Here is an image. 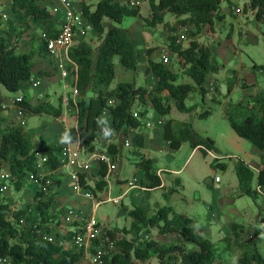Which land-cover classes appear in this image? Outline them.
<instances>
[{
  "label": "trees",
  "instance_id": "obj_1",
  "mask_svg": "<svg viewBox=\"0 0 264 264\" xmlns=\"http://www.w3.org/2000/svg\"><path fill=\"white\" fill-rule=\"evenodd\" d=\"M44 1L12 0L7 36L0 35V86L11 94L25 95L32 88L37 60L46 59L58 68L48 49V40L43 35L55 38L59 35V29L55 16ZM221 4L222 0H150L151 16L143 17L140 7H133L127 2L99 0L94 9L93 5L82 3L88 23L101 41L95 47L86 39H80L69 51L70 59L77 65V70L74 65L69 66L72 72L70 82L77 86L81 96L78 128L73 127L70 131L72 142L77 144L80 141L81 146L94 151L95 146L91 143L99 134H105V130L120 136L131 134L133 154L140 156L136 167L144 175L142 186L160 188L163 181L155 170L154 160L142 153L146 145V136L142 132L144 121L135 117L134 113L139 108L146 115L148 109L143 111L142 108L151 102L160 116H167L173 108L169 105L170 100L182 113H192L197 109V104H187L191 93L200 90L206 96L209 92L208 81L220 71L216 52L198 37L217 31L218 22L226 18ZM244 12H253L256 21L264 22V0H249L244 5ZM127 17L141 18L144 27L164 26L169 33L168 48L177 55L182 72H176L171 66L153 59L155 49L149 48L145 74L153 75L157 80L155 93L130 82H120L112 87L116 79V58L127 70L136 72L140 66L141 53L133 34L129 29L115 25L122 24ZM170 17L176 21L170 23L167 20ZM106 20L110 21L108 27ZM180 26L192 27L190 38L189 34L187 36L188 46L185 47L182 44L184 40L180 41L181 34H177ZM25 34L30 36L31 49L24 52L19 51V46ZM14 38L15 43L10 44ZM184 76L191 77L195 83L180 82ZM234 83L236 80L231 81L229 91H232ZM243 87L251 92L249 101L226 103L224 112L238 136L249 141L260 152L256 189L252 185L256 170L243 161H238L235 166L241 196L255 199L259 194H264V91L256 90V84L246 82ZM88 98L91 99L89 106ZM112 99L118 100V103L110 105ZM62 100L63 97L55 104L48 97L42 103L33 105L24 97L18 105L25 116L46 114L60 117L64 112ZM105 110H108L110 121L103 119ZM210 114V111H205L200 117L206 118ZM4 121L0 112V124ZM163 127V138L173 150H179L188 142L193 150L198 147L210 151L216 149L215 141L197 134L190 122L170 119ZM123 146L112 143L107 150L116 160L122 155ZM204 151L207 155V151ZM40 156L46 158L41 167ZM217 164V167L227 168L223 162ZM1 169L11 174L10 185L13 184L16 190L22 191L30 181L36 182L40 189L34 203L14 211L12 215L9 204L0 203V257H11L14 264H79L85 255L84 249L78 251L76 245L66 249L59 240L45 239V236L52 235V225L59 222L63 215V211L54 206L56 189L62 185L65 173L60 156L53 152L45 138H41L39 146H36L26 127L16 123L0 132ZM99 175L103 179L97 183V189L104 191L108 187L105 179L108 166L104 162ZM79 176L81 185L91 188L87 174L80 173ZM176 182L181 185L179 179ZM123 210L132 218V223L130 228L122 230H103V237L115 245L113 249L106 246L107 253L103 257L105 264H148L153 259L157 260L156 264H218V247L196 228L190 216L178 213L172 206L161 207L154 214L138 205L133 208L124 206ZM152 229H157L162 235L178 233L182 241L163 244L155 238H144V234ZM249 233L245 224L234 221L231 235L223 239L226 250L239 253V264H264L257 238L253 241L246 239ZM99 243L100 240L95 241L96 245ZM191 243L196 248L189 249L188 244Z\"/></svg>",
  "mask_w": 264,
  "mask_h": 264
},
{
  "label": "rangeland",
  "instance_id": "obj_2",
  "mask_svg": "<svg viewBox=\"0 0 264 264\" xmlns=\"http://www.w3.org/2000/svg\"><path fill=\"white\" fill-rule=\"evenodd\" d=\"M248 1L249 0H222L221 7L222 11L226 13V18L218 22L217 31L215 33H204L198 37L202 43L208 44L216 52L220 63V71L211 76V79L208 81L207 87L209 92L206 96H204L200 90L191 93L190 98L187 100V104L188 106L197 104V109L192 113H182L176 109L175 102L170 100L169 105L173 108L172 112L165 116V120L164 117L156 112L153 104L151 102L148 103L150 111L152 115H154L148 117V119L156 126H147L149 121L147 118L143 119L144 129H142V132L147 134L148 141L146 142L147 148H144L142 153L147 158L154 160L156 172L161 169L163 170L162 176L167 185L166 188H159L151 193L141 191L140 188L132 189V193H128L123 203L115 204L113 201H107L109 195L108 187L104 191H98L97 189V183L103 179V177L99 175L102 163L94 165L92 169L86 173L90 175L89 180L87 179L91 187L89 190L94 195L96 202H101L95 212V218L103 230H105V228L118 230L130 228L132 218L123 210L125 205V207L130 208L137 205L146 208L149 206L150 210H148L150 214H154L161 207L172 206L178 213L193 218L196 228L216 244L219 250L218 264H239V253L226 250V243L223 242L225 237L231 235L234 221L243 223L248 227L250 233L246 239L248 241H253L257 238L258 247L261 254L264 256V195L259 194L255 199L249 196H241L239 180L235 172V166L238 161H243L251 167L257 166L260 161V152L249 141L238 136L224 112L226 103H247L249 101L251 92L249 89H244L243 84L245 82L249 85L256 84V90L264 91V22L256 21L253 12H244V5ZM11 2V0H0V12L6 15V17L0 16V35L4 34V36H7L9 29L8 20L10 19L7 17L9 16V6ZM81 2L93 5L92 9H94L99 0H75V3L78 4V8L82 7ZM46 5L51 8L50 2H46ZM140 9L143 17L151 16L150 0H144ZM167 20H169L170 23L176 21L172 17L167 18ZM142 24V20L139 17H127L122 24H115L131 31L140 50L141 61L139 70L134 72L122 67L119 64L118 58H116V79L113 82V86H117L120 82H130L136 83L137 86H144L149 92L155 93L157 80L153 75L145 74V69L148 66L147 50L149 48L155 49L153 59L163 61L162 56L166 55L169 57V66L176 72L182 71L179 67L177 55H174L168 48L169 33L164 26L149 28L144 27ZM105 25L108 27L110 21L106 20ZM191 30V26H180L177 34H189L190 38ZM93 34L87 36L85 39L96 47L100 44L101 40L97 35ZM15 40L16 38L12 39L10 44H14ZM182 44L184 47L188 46V40L184 41ZM30 49V36L29 34H25L21 40L19 51L25 52ZM38 63L39 60L36 61V65ZM39 74L41 75L42 73ZM37 80L41 81L40 78ZM235 80L236 83H234L232 91H229L231 81ZM180 82L195 83L189 76H184ZM62 83L63 79L61 78L51 92L50 98L55 104L59 102V95L63 93L64 89ZM0 92L6 97L0 102V112L2 117L6 120L7 116H3L5 109H1V107L7 104L10 105V100L12 99L10 97H13V95H9V91L1 86ZM29 93L32 95L33 91ZM115 102H118V100H112L111 105H114ZM148 105H145V108ZM145 108L143 107L142 110L144 111ZM138 111L141 112L139 108ZM205 111H210L211 114L206 118H201L200 114ZM108 115L109 113L107 112V120ZM43 118L47 119V116L41 117L40 115H32L29 125L26 126L27 130L42 124V121H46V119ZM170 119L190 122L197 134L204 138L213 139L216 145V149L212 150L214 155L210 153L206 155L201 147L193 150V146L190 142L185 143L179 150L171 149L170 144L166 142L161 135L162 129L164 128L163 125ZM68 122L70 129L72 126H75V114L70 113ZM11 124H8V127H10ZM3 129V124L1 123L0 132ZM156 135L159 141L155 139ZM110 139L119 142V139L122 138L111 137ZM126 140L131 142V138ZM120 144L121 146L124 145V148L122 155L120 154L116 160L111 157L107 148L98 152L109 156L112 159L113 165L118 162V169L121 168V171H113L109 177L111 182V197L120 196V194L127 189L126 187H128L126 183L122 181L120 183L121 185L116 184L115 180L119 177H121V179L135 177L136 175L134 176V174L137 169L136 164L140 161V156L133 154L132 146H125V140H122ZM60 150H62V148H60ZM81 150V159H87L90 151L83 146H81ZM218 162L227 164V168L223 169L217 167L216 164ZM119 171L120 176H118ZM64 172V176L67 175L66 171ZM255 173L256 178L252 184L254 189H256L258 185L257 170ZM143 176L140 177L144 178ZM217 176L221 177L222 182H216L215 179ZM67 177L69 176L67 175ZM140 177L139 179H141ZM177 179L180 180L181 185L177 184ZM69 181L71 187H66L62 190V196H72L70 200L72 205L82 207V209L85 210V216L90 217L93 214L92 201L88 200L85 196L83 199L75 200V196L72 195L74 193L75 184L73 181ZM125 181L128 182L129 180ZM141 181L142 180H138L137 183L139 184ZM33 183L35 182L30 181L29 184L31 185ZM5 185L6 189L3 190ZM30 185L24 192H21L16 190L13 184L10 185V182L0 179V203L6 202L9 204L11 215L14 211L26 208L28 205L34 203V195L36 193ZM134 194L138 196L142 195V198H140L141 201L137 196H134ZM132 195L134 197H132ZM223 197L225 199H222ZM60 209L65 216L68 210L64 208ZM78 226L79 223L76 225L75 229H78ZM51 229L54 232L52 234L59 237H54L55 240H62L61 238L64 234H61V232L65 230L69 231L71 228L66 227L63 221H57L52 225ZM252 235L254 238H252ZM147 237L159 238V242L163 244L179 242L178 239H182L178 233H172L165 237V235L160 234L157 229H152L150 232L147 231V233L144 234V238ZM65 243H67V247H76L75 244L70 243L67 238H65ZM188 247L189 249L196 248L192 243L188 244ZM156 262L157 260L153 259L148 264H156ZM79 264H88V262L86 259H83Z\"/></svg>",
  "mask_w": 264,
  "mask_h": 264
},
{
  "label": "built area",
  "instance_id": "obj_3",
  "mask_svg": "<svg viewBox=\"0 0 264 264\" xmlns=\"http://www.w3.org/2000/svg\"><path fill=\"white\" fill-rule=\"evenodd\" d=\"M132 5L140 6L141 0H129ZM45 2L51 3V13L56 18V23L59 27V35L55 38H48L47 35H43L44 38L48 40V49L51 56L56 60L58 71L61 78L63 79V85L65 88V94L63 97V105L65 108V113H68L70 109H74L76 113L78 110V97L79 91L76 86H71L70 79L72 73L70 71L69 65H75V63L69 57V51L74 46L75 42L79 39L85 38L93 30L92 26L88 24V21L84 15V11L81 8H78V4L74 0H45ZM187 34L182 33L180 36V41L187 39ZM164 60L167 62L169 59L164 57ZM40 81L33 80L32 87L38 88L40 86ZM71 88V93H67V89ZM23 100V97L14 99L10 105H4L3 109L8 110L9 108H15L17 115L19 116L17 124L25 126L24 113L19 107L18 103ZM136 117H140L139 112H135ZM152 114H149L151 117ZM162 123V122H160ZM147 126L152 127L154 124L148 122ZM126 145H130V141H126ZM81 143L80 141L77 144H73L71 139L68 140L67 144L62 148L60 153V162L62 164V169L66 171L67 175L74 181V192L77 195H85L87 198L93 199L92 193H84L83 187L80 182V173L89 172L92 167L96 164L106 163L108 166V176L113 170L112 159L101 153L89 154L87 159H81ZM39 167L43 165V162L46 161L44 156L39 158ZM33 178V177H32ZM0 179L10 182L12 176L5 169L0 170ZM216 182H221V177H216ZM3 187V186H2ZM136 188L133 182L130 183V189ZM138 188V187H137ZM6 189V185L3 187V190ZM260 189V188H259ZM107 201H113L114 203H119L120 198H108ZM100 205L96 204L95 207ZM64 223H76L78 221L82 222V226L78 227L77 231L71 236L72 242L77 246L78 251L82 249L85 250V253L89 256L91 264H105L103 257L105 256L106 246L110 249L114 248V243L110 239L103 237V228L95 218V212L92 216L88 217L82 213H78L74 209H70L67 212V216L63 219ZM45 239L49 241H55V238L52 235L45 236ZM100 240L99 245L95 244V241ZM62 244V243H61ZM94 249V250H92ZM0 264H14L11 257H0Z\"/></svg>",
  "mask_w": 264,
  "mask_h": 264
},
{
  "label": "crops",
  "instance_id": "obj_4",
  "mask_svg": "<svg viewBox=\"0 0 264 264\" xmlns=\"http://www.w3.org/2000/svg\"><path fill=\"white\" fill-rule=\"evenodd\" d=\"M12 4H13V2H11L10 3V6H9L10 12H11V8H12ZM10 12L8 13L9 16L7 18H11L12 17V12L11 13ZM0 16L6 17V15H4L2 12H0ZM33 72H34V80L35 81H37L38 78L41 79V81L39 80L41 82L40 86L38 88H33L32 87L27 92V94H25V95H23V94L14 95V94H12L13 97H10V98H12L10 100L11 102L14 99H17L19 97H25L33 105H38V104L42 103L46 98L50 97L51 92L54 89V86L61 79L60 73H59L58 69L56 68V66L50 64L46 59H39V63L36 65V67L34 68V71ZM39 73H42V74L44 73V75H42V74L40 75ZM36 77H38V78H36ZM62 86H63V89L64 90H63V93H61V95H59L60 96L59 99L62 98L63 95H64V93H65L64 85H62ZM30 91H33V94L32 95H30V93H29ZM9 95H11V93ZM4 98H6L5 95H3L0 92V102H2ZM4 112L5 113H3V116L4 115L7 116V119L2 123L3 124V128L5 129V128L8 127V124H11L12 123L10 126L15 125L16 122H17V120H18V118H19V116L17 115L16 109L13 108V107L12 108H9V110H5ZM70 113H72V111L69 112V113L63 112V115L60 116V117H53V116L46 115V114L40 115L41 117L47 116V119L46 118H43V119H46V121H42L41 122L42 124L37 125L35 127H32V129L28 130V132L31 134V136L33 138V142L35 143V145L36 146H39L40 139L41 138H45V140L47 141L48 145L52 148L53 152H55L56 154L59 155L60 154V151H61L60 148H63L67 144L68 140L71 139V135H70L71 129L73 127H75V128L77 127V121H76L75 126H72L71 129L69 128V122L68 121L70 119ZM106 113H104L103 119L106 120V121H110V116L109 115L107 116L108 120L106 119ZM30 118H31V116H25V114H24V119H25V123H26L25 124V127L27 125H29ZM64 126H66V127H64ZM66 131H67V134H66ZM144 135L146 136V142H147L148 141L147 134L144 133ZM161 135L163 137V133H161ZM111 137H116V138L117 137H120L122 139H119V142H117L114 139H110ZM128 138H131V134L129 136H125V135H121L120 136V135H116V134H110V135H107L106 136L105 134H99L98 137L96 138V140H94V142L91 143L92 145L95 146V150L94 151H90V154L98 153L99 151H102V149L104 150V148H108V145H110L112 143L113 144H119L122 140L123 141L124 140L126 141V139H128ZM157 138H158V136L156 135L155 136V139L157 141H159ZM84 148H87V146H85ZM145 148H147V144L145 145ZM258 165H259V163L257 164V166H255V168H257ZM118 170L121 171V168L118 169V162H117L116 164L113 165L112 172L113 171L117 172ZM120 171L118 173V176H120ZM110 176H111V174L109 175V177ZM134 176L135 177L129 178V179H121V177L117 178L115 180L116 184L121 185L120 183L122 181V182L126 183V185L128 187H126L127 189H125L124 192L120 194V196L111 197V195H110L111 194V184H110L108 186V189H109L108 198H114V199H116V198L119 199L120 198V202L119 203H121V202L123 203V200H124L125 197L128 196V193L129 194L132 193V191H131L132 189H130V183L131 182H133L134 185H136V188H134V189L140 188L141 191L149 192V193L154 192L156 190V189H148L146 187H143L141 183H139V184L137 183L138 180L140 181L142 179L140 176H143V172H141L138 169H136V173L134 174ZM139 177L141 179H139ZM160 177L162 178V181H163V185L160 188H166L167 185L165 183V180L163 179L162 173H161V176ZM89 178H90V175L87 174V179L89 180ZM62 180H63L62 185L56 189L57 195L54 198V206L58 210H61L60 208H64L65 210H69L71 208H74V210H76L78 213H82L83 215H85V210L82 209V207H79L77 205H72V203L70 202L72 196L71 197H69V196L65 197V195L62 196V194H63L62 190H64L66 187L67 188H70L71 187L70 181H69V180H71V178L70 177H67V175H65L64 177H62ZM125 180H129V181L127 182ZM71 181H73V180H71ZM29 185L25 189H23V191H21V192H24L29 187ZM30 186L35 191V193H37V191L40 189V187H39V185L37 183H33ZM89 189L90 188H88L86 190L90 191ZM157 189H159V188H157ZM35 195H34V198H35ZM72 195L75 196L74 197V198H76L75 200H77V199H83L84 196H85V195H77L75 193H73ZM134 196H137L138 199L142 198V195H139L138 196V195H135L134 194ZM134 196L132 195V197H134ZM148 197H149V195H148ZM87 199L88 200H91L92 203H93V214H94V212H96V210H97V208H98L99 205L97 207H95V206H96V204H98L100 202H96V199L94 197H93V199H89V198H87ZM222 199H225V198L223 197ZM140 201H141V199H140ZM119 203H117V204H119ZM147 207L148 208H146V207H143V208L145 210H148L150 207L149 206H147ZM63 218H64V214L62 215L60 221H62ZM78 223H79V226L78 227H81L82 224H83L80 221H78V222H76L74 224H71V225H66L65 224L66 227H70L71 229H69V231H66L65 230V231H62L61 232V234H64V236L61 238L62 240H60V239H58V240L60 241V243H62L66 247V249L73 248V247H67L68 245H67V243H65V238H67V240L70 243H73L72 242V239H71V235H72V231L77 230V229H75V227H76V225H78ZM51 233H54V232L51 231ZM168 235L169 234L165 235V237L168 236ZM52 236L59 238L57 235H54V234H52ZM252 238H254L253 235H252ZM156 240L160 241L159 238L156 239ZM178 240H179V242H181L182 239H178ZM164 243H166V242H164ZM76 251H77V248H76ZM83 259H86L87 262H88V264H91L90 263V260H89V256L86 253H85ZM83 259H82V261H83Z\"/></svg>",
  "mask_w": 264,
  "mask_h": 264
},
{
  "label": "clouds",
  "instance_id": "obj_5",
  "mask_svg": "<svg viewBox=\"0 0 264 264\" xmlns=\"http://www.w3.org/2000/svg\"><path fill=\"white\" fill-rule=\"evenodd\" d=\"M118 2H120V3H129L131 6H133V7H136V6H134V5H132L131 4V2L129 1V0H117ZM142 1V3L144 2V0H141ZM45 2V1H44ZM74 2H75V0H74ZM46 3V2H45ZM142 3H141V5L140 6H137L136 8H138V7H141L142 6ZM81 5H82V2H81ZM50 9V8H49ZM82 9H83V7H82ZM86 17V16H85ZM87 19V18H86ZM88 21V20H87ZM89 24V23H88ZM90 25V24H89ZM58 26V25H57ZM92 26V25H91ZM92 28H93V26H92ZM58 29H59V27H58ZM93 33H95V30L93 29L90 33H89V35H91V34H93ZM88 35V36H89ZM93 35H96V34H93ZM87 37V36H86ZM85 37V38H86ZM85 38H82V39H85ZM188 38V37H187ZM80 40V39H79ZM187 39H185L184 41H186ZM164 57H167L168 59H169V57L168 56H166V55H163L162 56V60L163 61H161V62H163V63H165V64H167V65H169V60L166 62L165 60H164ZM57 63V62H56ZM69 66H71V65H69ZM77 66V65H76ZM75 67V66H74ZM139 68H140V66H139ZM58 69V68H57ZM75 70H77V67H75ZM72 73V72H71ZM34 80V79H33ZM69 81H71V79L69 80ZM71 83V82H70ZM71 86H74V85H72V83H71ZM77 87V86H76ZM113 87V86H112ZM71 88L72 87H70V88H68L67 89V93H71L72 91H71ZM78 89V88H77ZM79 91V90H78ZM66 92V91H65ZM65 94V93H64ZM63 97H64V95H63ZM24 98V97H23ZM80 98H81V96H80V93H79V97H78V105H79V100H80ZM113 100V99H112ZM112 100H110V102H109V104L111 105V101ZM116 101V100H115ZM11 102V101H10ZM62 102H63V100H62ZM118 102H115L114 103V105H116ZM7 105H9V104H7ZM4 106V105H3ZM3 106L1 107V109H3ZM144 108H145V106H144ZM146 108L148 109V113L146 114V115H143V114H141V112L140 111H136V112H139V114H140V116H141V118L140 117H137L138 119H140V120H143V119H146L147 118V120L149 121V122H152V121H150L149 119H148V117H149V114H152L151 113V111H150V108H149V105L148 106H146ZM63 109H64V112H65V108H64V105H63ZM9 110V109H8ZM78 110H79V107H78ZM72 111V113L71 114H75V116H76V121H78V117H79V112L78 113H76V111L74 110V109H71V110H69V112H71ZM68 112V113H69ZM106 112H108V110H105V112L104 113H106ZM135 114V113H134ZM135 116V115H134ZM152 116H154V115H152ZM136 117V116H135ZM164 118H165V116H164ZM165 120H166V118H165ZM154 124V123H153ZM164 124V123H163ZM154 126H156L155 124H154ZM111 133H110V130H105V135L107 136V135H110ZM72 141V140H71ZM126 141H129V140H126ZM126 141H125V146H127L126 145ZM73 143V142H72ZM74 144V143H73ZM131 146V142H130V145L129 146H127V147H130ZM204 150H206L207 151V153H210L211 155H214V153H213V151H210V150H207L206 148H204V147H202ZM197 149V148H196ZM59 156H60V154H59ZM231 157V156H230ZM252 168H254L255 170H257L258 171V169L257 168H255V167H252ZM87 173V172H86ZM112 173V172H111ZM110 173V174H111ZM161 173H163V170H160L159 172H158V174L161 176ZM108 176V175H107ZM106 179V181L108 182V185H110L111 184V182L109 181V177H108V179H107V177L105 178ZM72 180V179H71ZM74 182V181H73ZM36 183V182H35ZM75 184V183H74ZM83 187V186H82ZM87 188H84L83 187V191L84 192H91V191H88V190H86ZM75 193V192H74ZM92 193V192H91ZM262 195H264V194H262ZM92 196L94 197V195L92 194ZM90 199V198H89ZM101 203V202H100ZM70 210V209H69ZM65 216H67V214L65 215ZM65 216H64V218H65ZM63 218V219H64ZM63 221V220H62ZM63 223H64V221H63ZM64 224H66V223H64ZM71 224H74V223H69V224H66V225H71ZM79 229V228H78ZM77 230H75L74 232H76ZM73 235V234H72ZM71 235V236H72ZM63 245V244H62Z\"/></svg>",
  "mask_w": 264,
  "mask_h": 264
},
{
  "label": "water",
  "instance_id": "obj_6",
  "mask_svg": "<svg viewBox=\"0 0 264 264\" xmlns=\"http://www.w3.org/2000/svg\"><path fill=\"white\" fill-rule=\"evenodd\" d=\"M90 103H91V99L88 98V99H87V104H88V106L90 105Z\"/></svg>",
  "mask_w": 264,
  "mask_h": 264
}]
</instances>
